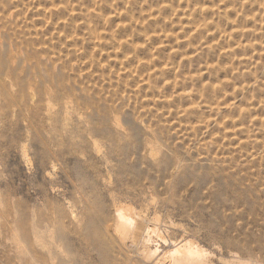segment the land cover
<instances>
[{
    "label": "rangeland",
    "instance_id": "374dc122",
    "mask_svg": "<svg viewBox=\"0 0 264 264\" xmlns=\"http://www.w3.org/2000/svg\"><path fill=\"white\" fill-rule=\"evenodd\" d=\"M28 1L0 0V264H148L146 259L148 246L153 243V237L159 235L160 228L165 222L166 214L169 212L174 216L176 214L186 215L192 212L204 239L209 243L218 244L222 248L226 264H260V261L264 260V102L262 103L264 101V29H262L264 28V8L260 7L259 2L264 6V0H228L229 3L226 2L227 0L225 3L224 0H210V6L209 0L207 2L206 0H195L197 2L189 0L186 8L185 6L181 7L180 0H167L169 7H164L163 5V8H169L166 10L161 7L162 0H151V2L149 0H139V2L138 0H136L137 2L134 0H120V4L123 5H120L119 8L118 0H107L108 2L106 0H87V2L86 0H70L71 2L63 0V3L56 0V3L60 2V4L52 3L54 0H51V3L50 1L48 3V0H30L29 3ZM128 1L129 5L127 4ZM140 1L141 3L144 1L143 5H136ZM95 2L97 4H94ZM192 2L194 3L192 4ZM212 2L214 7H212ZM47 4L49 8H47ZM86 4L87 7L85 6ZM104 4H108L106 5L108 7ZM112 4H115V6ZM178 4L180 7H177ZM225 4L228 5L225 6ZM71 5L72 7H70ZM93 5L96 6L93 7ZM190 5L193 9H197L192 11ZM38 7L39 9H37ZM240 7L242 8L240 9ZM98 8L103 9H101V14H98ZM214 8L217 9L215 10ZM218 8L221 9L218 11ZM234 8L238 12L234 11ZM70 9H72L73 13ZM121 10L125 12H120ZM181 10L186 17L180 14ZM239 10L241 11L239 12ZM114 11L117 12L115 13ZM145 11H147L148 15L145 14ZM170 11L173 12L170 13ZM242 11L250 13H248L249 15L245 12L240 14ZM133 12L135 15H133ZM192 12L194 16L191 15ZM216 12L219 13L217 17H215ZM55 13L56 15H54ZM75 13L79 17L82 14L81 18L75 16L77 15ZM104 13L107 14L105 15ZM122 13L127 17L122 16ZM140 13H144V16L143 14L140 16ZM173 13L175 14L174 16ZM197 13L201 14L197 15ZM224 13L226 15L229 13L228 18ZM59 14L60 16H58ZM53 15L56 17L54 18ZM201 15V18H197ZM85 16L89 19H86ZM222 16H225V18ZM42 17H48L49 22H47L52 25L50 26L44 21L46 19L42 20ZM141 17H143L142 20ZM238 17L240 18L237 19ZM64 19H67L66 22ZM107 19L109 20L108 22ZM174 19L175 21L178 19V22H175ZM191 19L196 20L197 24ZM216 19L218 20L216 21ZM256 19L258 22L256 21L255 23ZM260 19H263L262 22ZM117 21L121 22V27ZM198 21L204 26L207 24L212 25L201 27ZM218 21H220L218 25L221 29L223 28L224 33L216 25ZM235 22L236 25L238 24L237 26L233 24ZM105 23L107 24L105 25ZM122 23H124L123 27ZM182 23H188L189 25H179ZM225 23L229 26L232 24V28H228ZM241 23H244V25ZM90 24L91 26H89ZM132 24L134 26L135 24L137 25V30ZM245 24L248 26L245 27ZM66 25H68V28L65 27ZM193 25L196 28H193ZM87 26L88 28H86ZM124 26H127V29ZM141 26H145V32ZM184 26L186 27L185 29ZM166 27H169V29ZM120 28H125L123 29L125 30L124 33ZM217 28L221 30V34ZM195 29H202L203 32L195 31ZM58 30L64 32H59ZM170 30H173V32L171 33ZM65 31L69 33H65ZM110 32L116 39L112 40L113 37L109 39L111 36ZM154 32L156 35H154ZM176 32H180L179 35ZM193 32L199 34L196 35ZM119 33L120 35H125L120 36V38L118 37ZM213 33L216 35H213ZM84 34L87 35L84 36ZM128 34L131 37L129 44H124L125 46H123L116 42L127 40L129 38ZM234 34L239 36H234ZM79 35L83 36L80 37ZM150 35L151 42L146 43V37ZM175 35H178L177 38ZM194 35L198 37H194ZM230 35L231 37H229ZM189 36L194 40L188 39ZM122 37L124 38L122 39ZM138 37H142L143 44ZM204 37H207L205 43H211L209 45H214V47L204 48L203 51H200L197 45L200 44L201 39ZM234 37H237V40ZM82 38L86 39L82 40ZM96 38L100 41L98 42ZM178 38L180 41L177 40ZM162 39L166 40L163 41ZM216 39H220L224 44L220 43L222 46L216 44ZM86 40L87 43L85 42ZM213 40L215 43L212 42ZM220 40L218 41L220 42ZM173 41L176 43H173ZM226 42L231 44L227 45ZM241 42H243V46ZM260 42L262 43L260 44ZM177 43L178 45H176ZM236 43H238V46ZM130 44L145 45L143 47V49L145 48V53L140 48L143 52L137 49V57H131L133 49L130 48ZM158 44H165L168 48L165 46L164 50ZM172 44H175L176 48ZM118 45H120V48ZM102 46L104 47L103 49ZM121 46L123 47L121 48ZM228 46H231V48ZM86 47L87 49H84ZM154 47L163 48L158 51L157 54L159 56L160 52L164 50L163 54L158 57V61L156 60L153 63L155 65L139 64V67L136 68V71H138L133 74L132 69L136 67L134 63L138 62L136 58L140 57L141 59L138 58L139 60L150 59L151 49ZM172 47L173 49H171ZM232 48L234 50L238 48L239 50L236 53V50L233 51ZM183 49L188 51L185 52ZM70 50H72V54ZM108 51L111 55L107 54ZM68 53L70 54L68 55ZM15 55L17 58H15ZM116 55L117 58L115 57ZM183 55L188 58L186 59ZM67 56L70 57L68 58ZM99 57H103V59L101 60ZM171 57H173V61ZM212 57L215 58L213 59ZM219 57L224 59V61H218ZM201 58H204L206 62ZM126 59L133 60L128 61ZM169 61L172 67L169 65ZM39 62L40 64H38ZM157 62L160 63L159 66ZM13 63L14 65H12ZM230 63L232 66H229ZM211 64L216 65V68L206 67V65ZM143 65L145 68L141 67ZM155 66L158 70L163 69L164 73L159 72L156 68L154 69ZM232 67L239 69V71L233 73ZM164 68L166 69L164 70ZM148 69H150L149 73H147ZM206 69H208L207 72ZM120 70L122 71L120 72ZM225 70L226 72H224ZM217 71H219L220 75H218ZM91 72L92 74H89ZM119 73H123L121 74L122 76L118 77ZM141 73L144 74H142L143 77L140 75ZM153 73L159 77V80L151 79ZM260 74L261 77L259 76ZM168 75L170 76L168 77ZM189 77H191V81L188 80ZM227 77L228 79H226ZM143 80H147L146 84ZM125 81L128 82L126 83ZM172 81L178 84L172 83ZM214 81L219 83V88L215 87L218 84ZM118 82H121L120 85H118ZM163 84L165 87H163ZM207 87L209 90H207ZM224 87L225 89H223ZM188 88L190 89L188 90ZM222 91H225L226 98H224L225 96L222 98ZM204 92L208 97L204 95ZM242 93H245V95ZM134 94H137L136 97ZM236 95L237 97H235ZM241 95L244 97L241 98ZM239 96L241 97L239 98ZM214 97H216L215 100ZM47 104L50 106H46ZM214 105L216 108L213 107ZM240 105L246 108L242 107L239 110ZM199 108L202 109L200 110ZM246 110H249V114ZM151 112L153 115H151ZM249 115L250 117H248ZM258 115L261 117L260 120ZM108 116L110 117L109 119ZM142 116L144 117L142 118ZM216 118H218V121H216ZM111 120H114V122ZM231 120L233 121L232 125ZM235 120L238 122H235ZM115 121L118 122L116 123ZM199 121L201 122L198 123ZM118 123L120 124L118 125ZM122 126L123 128H121ZM206 126L207 128H205ZM143 127L144 129L147 128L144 130ZM153 129L155 130L154 132ZM242 130L244 131L242 132ZM138 131L140 132L138 133ZM127 133L128 135H126ZM235 134L236 136H234ZM253 148L260 150L253 158H249L250 152L255 150ZM153 154L156 155L153 156ZM152 157L154 158L152 159L153 161L151 160ZM180 162L182 163L180 164ZM243 163L245 164L243 165ZM52 165L56 170L52 169ZM181 193H185V195L181 196ZM170 201L172 203H169ZM122 206L128 207L129 212L124 211ZM118 214L123 217L124 221L129 219L128 222L131 225V228L129 225V229L133 231L126 233L129 236L114 227ZM167 219L168 222H173L171 216H168ZM131 222H133L134 226H132ZM141 226H143L142 231ZM49 233H51L50 236ZM123 235L126 237L122 238ZM121 239L126 241L122 242ZM120 241L123 243V247L121 246L122 244L120 245ZM124 243L126 246H124ZM125 250L127 251L125 252ZM194 251L198 252L197 256L200 257L202 255L201 250L197 246H194ZM141 253L142 255H140ZM202 261L204 262V260ZM203 262L202 264H204Z\"/></svg>",
    "mask_w": 264,
    "mask_h": 264
},
{
    "label": "bare ground",
    "instance_id": "6f19581e",
    "mask_svg": "<svg viewBox=\"0 0 264 264\" xmlns=\"http://www.w3.org/2000/svg\"><path fill=\"white\" fill-rule=\"evenodd\" d=\"M29 1H30V0H29ZM29 1H28V3H29ZM40 1H42V0H40ZM40 1H39V2H40ZM49 1H50V3L52 2L51 0H48V3H49ZM59 1L62 2L63 0H59ZM69 1H70V0H69ZM72 1H73V0H72ZM90 1H91V0H90ZM99 1H100V0H99ZM106 1H107V0H106ZM112 1H113V0H112ZM119 1H120V0H118V4H119L118 8L120 7V5H123V4H120L121 1H120V2H119ZM124 1H125V0H124ZM134 1L137 2L136 0H134ZM141 1H142V0H141ZM141 1H140L139 4H136V3H133V2H132V3H133V4H136V5H143V3H144L145 0L143 1V3H141ZM149 1L151 2V0H149ZM153 1H154V0H153ZM155 1H157V0H155ZM162 1H163L162 6H161L162 8H163V5H164V7H167V6L169 7V3L167 4V0H166V2H164V0H162ZM162 1H160V2H162ZM194 1H195V0H194ZM202 1H203V0H202ZM225 1H226V0H224V3H225ZM231 1H232V0H231ZM231 1H230V2H231ZM236 1H237V0H236ZM236 1H235V2H236ZM260 1H261V0H260ZM31 2H32V1H31ZM33 2H34V1H33ZM45 2H46V1H45ZM45 2H44V3H45ZM54 2L56 3V0H54L52 3H54ZM66 2H68V1L66 0ZM70 2H71V1H70ZM82 2H83V1H82ZM86 2H87V0H86ZM86 2H85V3H86ZM93 2H94V1H93ZM93 2H92V3H93ZM107 2H108V1H107ZM138 2H139V0H138ZM180 2H181V7H184V6H185V8H186V6H187L188 3H189V0H184V1H183V0H180ZM180 2H179V4H180ZM195 2H197V1H195ZM206 2H207V0H206ZM208 2H209V6H210V0H209ZM215 2H217V1H215ZM215 2H214V3H215ZM226 2L229 3L228 0H227ZM37 3H38V2H37ZM46 3H47V2H46ZM62 3H63V2H62ZM72 3H74V2H72ZM75 3H76V2H75ZM78 3H79V2H78ZM80 3H81V2H80ZM99 3H101V2H99ZM104 3H105V2H104ZM111 3H113V2H111ZM114 3H115V2H114ZM145 3H146V2H145ZM175 3H176V2H175ZM177 3H178V2H177ZM193 3H194V2H192V4H193ZM221 3H222V2H221ZM233 3H234V2H233ZM236 3H237V2H236ZM240 3H241V2H240ZM242 3H243V2H242ZM248 3H249V2H248ZM255 3H257V2H255ZM32 4H33V3H32ZM34 4H35V3H34ZM39 4H40V3H39ZM56 4H60V2H59V3L57 2ZM64 4H65V3H64ZM82 4H83V3H82ZM88 4H89V2H88ZM94 4H97V2H95ZM115 4H116V3H115ZM115 4H114V5L112 4V5L115 6ZM127 4L129 5V1H128ZM133 4H130V5H133ZM148 4H149V3H148ZM170 4H171V2H170ZM179 4L177 5V7H178V6L180 7ZM222 4H223V3H222ZM234 4H235V3H234ZM246 4H247V3H246ZM250 4H251V3H250ZM259 4H260V7H263V8H264V6H262L263 4H261L260 2H259ZM259 4H258V5H259ZM45 5H46V4H45ZM69 5H70V4H69ZM69 5H68V6H69ZM79 5H80V4H79ZM79 5H78V6H79ZM90 5H91V4H90ZM101 5H102V4H101ZM104 5H105V4H104ZM104 5H103V6H104ZM106 5H108V4H106ZM106 5H105V6H106ZM116 5H117V4H116ZM136 5H135V6H136ZM152 5H153V3H152ZM196 5H197V4H196ZM204 5L206 6V4H204ZM227 5H228V4H227ZM227 5L225 4V6H227ZM230 5H231V3H230ZM230 5H229V6H230ZM244 5H245V4H244ZM247 5H249V4H247ZM26 6H27V5H26ZM47 6H48V4H47ZM55 6H56V5H55ZM61 6H62V5H61ZM83 6H84V5H83ZM85 6L87 7V4H86ZM95 6H96V5H95ZM95 6L93 5V7H95ZM103 6H101V7H103ZM113 6H112V7H113ZM148 6H150V5H148ZM200 6H201V5H200ZM209 6H207V7H209ZM219 6H220V3H219ZM225 6H224V7H225ZM232 6H234V5L232 4ZM239 6H241V4H239ZM249 6H250V5H249ZM249 6H248V8L250 9ZM252 6L254 7L253 4H252ZM252 6H251V7H252ZM52 7H53V5H52ZM63 7H64V6H63ZM65 7H66V6H65ZM70 7H72V5H71ZM70 7H69V8H70ZM91 7H92V5H91ZM106 7H108V6H106ZM106 7H104V8H106ZM123 7H124V6H123ZM123 7H122V8H123ZM146 7H147V6H146ZM152 7H153V6H152ZM157 7H158V5H157ZM172 7H173V6H172ZM177 7H176V8H177ZM190 7H191V5H190ZM190 7H189V8H190ZM193 7H194V6H193ZM212 7H214L213 2H212ZM212 7H211V10H212ZM216 7H217V5H216ZM220 7H221V6H220ZM236 7H237V5H236ZM258 7H259V6H258ZM44 8H45V6H44ZM47 8H49V6H48ZM66 8H67V7H66ZM66 8H65V9H66ZM73 8H74V6H73ZM73 8H72V9H73ZM76 8H77V7H76ZM78 8H79V7H78ZM99 8H100V7H99ZM99 8L97 9V10H99L98 14H99L100 12H102V11H101L102 8H101V9H99ZM130 8H131V7H130ZM130 8H129V9H130ZM155 8H156V6H155ZM162 8H161V9H162ZM173 8H174V7H173ZM173 8H172V9H173ZM191 8H192V7H191ZM194 8H196V7H194ZM203 8H204V7H203ZM232 8H233V7H232ZM232 8H231V9H232ZM241 8H242V7H240V9H241ZM37 9H39V7H38ZM42 9H43V8H42ZM50 9H54V8H50ZM56 9H57V8H56ZM72 9H70V10L72 11ZM80 9H81V8H80ZM89 9H91V8H89ZM92 9H93V8H92ZM94 9H96V8H94ZM106 9H107V8H106ZM126 9H127V8H126ZM126 9H125V11H126ZM135 9H136V8H135ZM138 9H139V8H138ZM140 9H141V8H140ZM142 9H144V8H142ZM153 9H154V8H153ZM163 9H165V8H163ZM163 9H162V10H163ZM166 9H169V8H166ZM166 9H165V10H166ZM170 9H171V8H170ZM181 9H182V8H181ZM196 9H197V8H196ZM196 9H193V8H192V11H193V10H196ZM209 9H210V8H209ZM214 9H215V8H214ZM216 9H217V8H216ZM216 9H215V10H216ZM219 9H221V8H218V11H219ZM234 9H235V8H234ZM249 9H248V11H250ZM258 9H259V8H258ZM40 10H41V8H40ZM44 10H46V9H44ZM44 10H43V11H44ZM66 10H67V9H66ZM66 10H65V11H66ZM82 10H84V9L82 8ZM102 10H103V9H102ZM127 10H128V9H127ZM144 10H147V9H144ZM151 10H152V8H151ZM157 10H160V9H157ZM177 10H178V9H177ZM177 10H176V11H177ZM179 10H180V9H179ZM182 10H184V9H182ZM182 10L180 11V12H181L180 14H183ZM187 10H188V7H187ZM200 10H201V9H200ZM202 10H203V9H202ZM223 10H225V9H223ZM253 10H254V9H253ZM62 11H63V10H62ZM87 11H89V10H87ZM106 11H107V10H106ZM108 11H109V10H108ZM118 11H119V10H118ZM125 11H122V10H121L120 12H125ZM137 11H138V10H137ZM154 11H155V10H154ZM168 11H169V10H168ZM184 11H185V10H184ZM203 11H204V10H203ZM207 11H208V10H207ZM225 11H226V10H225ZM225 11H223V12H225ZM227 11H228V9H227ZM234 11H237V12H238L237 9H235ZM240 11H241V10H239V12H240ZM248 11H247V12H248ZM262 11H263V10H262ZM13 12H14V11H13ZM41 12H42V11H41ZM47 12H48V11H47ZM51 12H52V11H51ZM55 12H56V11H55ZM76 12H77V11H76ZM89 12H90V11H89ZM89 12H88V13H89ZM114 12L116 13L117 11H114ZM127 12H128V11H127ZM127 12H126V13H127ZM141 12H143V11H141ZM148 12H149V11H148ZM156 12H157V11H156ZM158 12H160V11H158ZM171 12H173V11H170V13H171ZM177 12H179V11H177ZM177 12H176V14H177ZM186 12H187V11H186ZM186 12H184V13H186ZM188 12H189V10H188ZM190 12H191V11H190ZM194 12H195V11H194ZM197 12H198V10H197ZM200 12H201V11H200ZM214 12H215V11H214ZM228 12H229V11H228ZM237 12H235V13H237ZM243 12L246 13V11H242L240 14H242ZM263 12H264V11H263ZM53 13H54V12H53ZM59 13H60V12H59ZM72 13H73V11H72ZM80 13H81V11H80ZM90 13H91V12H90ZM90 13H89V14H90ZM108 13H109V12H108ZM152 13H153V10H152ZM174 13H175V12H174ZM174 13H173V16L175 15ZM201 13H202V12H201ZM201 13H200V14H201ZM209 13H210V12H209ZM209 13H208V14H209ZM211 13H212V12H211ZM220 13H221V12H220ZM248 13H250V12H248ZM248 13H246V14H248ZM257 13H258V12H257ZM15 14H17V13H15ZM57 14H58V13H57ZM67 14H68V11H67ZM75 14H77V13H75ZM95 14H97V13H95ZM95 14H94V15H95ZM98 14H97V15H98ZM100 14H101V13H100ZM104 14H105V13H104ZM104 14H102V15H104ZM106 14H107V13H106ZM106 14H105V15H106ZM111 14H112V13H111ZM113 14H114V13H113ZM122 14H123V13H122ZM129 14H130V13H129ZM141 14H143V16H144V13H140V16H141ZM145 14H147V11H145ZM154 14H156V13H154ZM158 14H159V13H158ZM180 14H179V15H180ZM189 14H190V13H189ZM193 14H194V13L192 12L191 15H193ZM198 14H199V13H197V15H198ZM200 14H199V15H200ZM217 14H219V13L216 12V16H215V14H214V16L217 17ZM221 14H222V13H221ZM224 14H225L226 17L229 16V13H228V15H226V13H224ZM232 14H233V13H232ZM251 14H252V13H251ZM255 14H256V13H255ZM43 15H44V14H43ZM46 15H48V14H46ZM51 15H52V14H51ZM54 15H56V13H55ZM54 15H53V17H54ZM64 15H65V13H64ZM64 15H61V16H64ZM90 15H92V13H91ZM94 15H93V17H94ZM109 15H110V14H109ZM120 15H121V14H120ZM133 15H135L134 12H133ZM147 15H148V14H147ZM183 15H184V14H183ZM183 15H182V16H183ZM211 15H212V14H211ZM230 15H231V14H230ZM233 15H234V14H233ZM236 15H237V14H236ZM248 15H249V14H248ZM260 15H261V14H260ZM9 16H11V15H9ZM44 16H45V15H44ZM48 16H49V15H48ZM58 16H60V14H59ZM71 16H73V15H71ZM75 16L79 17L78 14L75 15ZM75 16H74V18H75ZM81 16H82V14H81ZM81 16H80L79 18H81ZM100 16H101V15H100ZM118 16H119V15H118ZM118 16H117V17H118ZM122 16L127 17V16L124 15V14H123ZM122 16H121V17H122ZM167 16H168V15H167ZM184 16H185V15H184ZM188 16H189V15H188ZM188 16H187V17H188ZM193 16H194V15H193ZM203 16H205V15H203ZM209 16H210V15H209ZM220 16H221V15H220ZM220 16H218V17H220ZM225 16H224V17L222 16V17L225 18ZM237 16H238V15H237ZM237 16H236V17H237ZM254 16H255V15H254ZM257 16H259V15H257ZM257 16H256V17H257ZM261 16H262V15H261ZM45 17H46V16H45ZM45 17H44V18L42 17V18H43L42 20L46 19V20H44V21H46V22L48 21V22H49V19H47L48 17H47V18H45ZM53 17H52V19H53ZM55 17H56V16H55ZM55 17H54V18H55ZM65 17H66V16H65ZM65 17H63V18H65ZM86 17H87V16H85V18H86ZM90 17H91V16H90ZM93 17H92V18H93ZM98 17H99V16H98ZM106 17H107V16H106ZM121 17H119V19H121ZM130 17H131V16H130ZM145 17H147V16L145 15ZM158 17H160V16H158ZM171 17H172V16H171ZM175 17H176V16H175ZM177 17H179V16H177ZM185 17H186V16H185ZM199 17L201 18L202 15H201V16H198L197 18H199ZM231 17H232V16H231ZM249 17H252V16H249ZM256 17H254V18H256ZM9 18H10V17H9ZM9 18H8V19H9ZM11 18H12V16H11ZM74 18H73V19H74ZM94 18H95V17H94ZM94 18H93V19H94ZM99 18H100V17H99ZM99 18H98V20H99ZM101 18H102V17H101ZM104 18H105V17H104ZM112 18H113V17H112ZM122 18H123V17H122ZM131 18H132V17H131ZM149 18H151V17L149 16ZM156 18H157V17H156ZM161 18H162V17H161ZM172 18H174V17H172ZM172 18H171V19H172ZM182 18H183V20H185L184 17H182ZM193 18H194V17H193ZM203 18H204V17H203ZM205 18L207 19V17H205ZM212 18H214V17H212ZM227 18H228V17H227ZM229 18H230V17H229ZM239 18H240V17H238L237 19H239ZM259 18H261V17H259ZM259 18H258V19H259ZM262 18H263V17H262ZM70 19H71V17H70ZM86 19H89V18H86ZM90 19H91V18H90ZM96 19H97V18H96ZM109 19H110V18H109ZM113 19H114V18H113ZM115 19H116V18H115ZM127 19H128V18H127ZM127 19H126V20H127ZM138 19L140 20V18H138ZM142 19H143V17H141V20H142ZM158 19H159V18H158ZM166 19H167V18H166ZM189 19H190V18H189ZM208 19H209V18H208ZM221 19H222V18H221ZM231 19H232V18H231ZM231 19H230V20H231ZM237 19H235V20H237ZM263 19H264V18H263ZM263 19H262V20H263ZM64 20H65V19H64ZM66 20H67V19H66ZM66 20H65V22H66ZM68 20H69V19H68ZM76 20H77V19H76ZM121 20H122V19H121ZM139 20H138V21H139ZM151 20H152V19H151ZM154 20H155V18H154ZM169 20H170V18H169ZM172 20H173V19H172ZM177 20H178V19H176V21H175V19H174L175 22H178ZM179 20H180V19H179ZM191 20H194V19H191ZM191 20H190V21H191ZM197 20H198V19H197ZM199 20H200V19H199ZM203 20L205 21V19H203ZM217 20H218V19H216V21H217ZM219 20H220V19H219ZM226 20H227V19H226ZM240 20H241V19H240ZM246 20H247V19H246ZM260 20H261V19H260ZM262 20H261V22H262ZM50 21H52V20H50ZM60 21H62V20H60ZM83 21H84V20H83ZM108 21H109V20L107 19V22H108ZM138 21H137V22H138ZM147 21H148V20H147ZM149 21H150V19H149ZM156 21H157V19H156ZM165 21H167V20H165ZM174 21H173V23H174ZM194 21L196 22V20H194ZM221 21H222V20H221ZM241 21H242V20H241ZM248 21H249V20H248ZM256 21L258 22L257 19H256L254 22L256 23ZM48 22H47V23H48ZM65 22L63 21V23H65ZM74 22H75V21H74ZM87 22L89 23V21H87ZM92 22H93V21H92ZM95 22H98V21H95ZM99 22H100V21H99ZM101 22H104V21H101ZM110 22H111V20H110ZM117 22L120 23L119 25H120V27H121V22H120V21H117ZM123 22H124V20H123ZM129 22H131V21H129ZM137 22H135V23L137 24ZM151 22H153V21H151ZM151 22H150V24H151ZM169 22H171V21H169ZM182 22H183V21H182ZM191 22H192V21H191ZM198 22L200 23V21H198ZM219 22H220V21H218V23L215 22L216 25H218ZM236 22H237V21H236ZM236 22L233 23V24H235V26L238 25V24L236 25ZM242 22H243V21H242ZM245 22H246V21H245ZM254 22H253V23H254ZM261 22L259 21V23L262 25ZM58 23H59V22H58ZM69 23H70V22H69ZM69 23H67V24H68V25H71V24H69ZM125 23H127V22H125ZM131 23H132V22H131ZM131 23H130V24H131ZM141 23H142V22H141ZM141 23H140V24H141ZM155 23H156V22H155ZM163 23H164V22H163ZM171 23H172V22H171ZM199 23H198V25H199ZM211 23H212V22H211ZM229 23H231V22H229ZM237 23H238V22H237ZM247 23H249V22H247ZM259 23H258V24H259ZM48 24L50 25V23H48ZM48 24H47V25H48ZM78 24H79V23H78ZM80 24H81V23H80ZM91 24H92V23H91ZM91 24H90L89 26H91ZM98 24H99V23H98ZM98 24H97V26L100 25V24H99V25H98ZM106 24H107V23H105V25H106ZM111 24H112V23H111ZM111 24H110V25H111ZM117 24H118V23H117ZM123 24H124V23H122V27H123ZM136 24H135V26L132 24V26H134V27L136 28V26H137ZM153 24H154V22H153ZM168 24H170V23H168ZM174 24H175V23H174ZM183 24H185V23H182V24H179V25H183ZM191 24H193V23H191ZM196 24H197V22H196ZM205 24H207V23H205ZM241 24L244 25V23H241ZM51 25H52V24H51ZM51 25H50V26H51ZM56 25H57V24H56ZM59 25H60V23H59ZM68 25H66L65 27H67ZM76 25H77V24H76ZM92 25H94V24H92ZM102 25H103V23H102ZM141 25H142V24H141ZM145 25H146V24H145ZM164 25H165V24H164ZM177 25H178V24H177ZM185 25H189V24L187 23V24H185ZM198 25H197V26H198ZM200 25H201V23H200ZM207 25H212V24H207ZM207 25H205V26H207ZM225 25H226V23H225ZM239 25H240V24H239ZM243 25H242V26H243ZM250 25H251V24H250ZM253 25H254V24H253ZM253 25H252V26H253ZM263 25H264V23H263ZM53 26H54V25H53ZM57 26H58V25H57ZM83 26H85V25H83ZM108 26H109V24H108ZM108 26H107V27H108ZM130 26H131V25H130ZM148 26H149V23H148ZM148 26H147V27H148ZM162 26H163V25H162ZM167 26H169V25H167ZM172 26H173V25H172ZM194 26H195V25H193V28H196V26H195V27H194ZM205 26H204V27H205ZM218 26H219V25H218ZM222 26H223V25H222ZM226 26H228V28H229V27L232 26V24H231L230 26H229V25H226ZM242 26H241V28H242ZM247 26H248V25L245 24V27H247ZM252 26H251V27H252ZM256 26H257V25H256ZM259 26H260V25H259ZM38 27H39V26H38ZM38 27H37V28H38ZM72 27H73V26H72ZM74 27H75V26H74ZM95 27H96V24H95ZM95 27H94V28H95ZM101 27H102V26H101ZM105 27H106V26H105ZM118 27H119V26H118ZM124 27L127 29V26H124ZM128 27H129V26H128ZM134 27H133V28H134ZM141 27H143L142 29H143V31L145 32V30H144L145 26H141ZM173 27H175V26H173ZM176 27H177V26H176ZM182 27H183V26H182ZM190 27H191V26H190ZM213 27H214V25H213ZM219 27H220V26H219ZM257 27H258V26H257ZM58 28H59V27H58ZM67 28H68V27H67ZM69 28H70V27H69ZM86 28H88V26H87ZM98 28H99V27H98ZM125 28H123V29H125ZM157 28H158V27H157ZM157 28H156V29H157ZM166 28L169 29V27H166ZM185 28H186V27L184 26V29H185ZM187 28H189V27L187 26ZM197 28H198V27H197ZM224 28H225V27H224ZM226 28H227V27H226ZM231 28H232V27H231ZM234 28H235V27H234ZM236 28H237V27H236ZM261 28H262V27H261ZM56 29H57V28H56ZM71 29H73V28H71ZM74 29H75V28H74ZM83 29H84V28H83ZM90 29H92V28L90 27ZM117 29H118V28H117ZM120 29H121V28H120ZM120 29H119V30H120ZM123 29H121V31L124 33L125 30H123ZM142 29H141V30H142ZM146 29H147V28H146ZM158 29H159V28H158ZM177 29H178V28H177ZM202 29H205V28H202ZM202 29H201V30L195 29V31L198 30L199 32H200V31L203 32ZM217 29H218V28H217ZM220 29H221V27H220ZM220 29H218V31H220V34H221V30H222L223 28H222L221 30H220ZM245 29H246V28H245ZM249 29H250V28H249ZM253 29H254V28H253ZM262 29H264V28H262ZM262 29H261V30H262ZM66 30H67V29H66ZM94 30H95V29H94ZM135 30H137V28H136ZM151 30H152V29H151ZM154 30H155V27H154ZM160 30H162V28H160ZM182 30H183V29H182ZM193 30H194V29H193ZM207 30H208V29H207ZM225 30H226V29H225ZM228 30H229V29H228ZM235 30H236V29H235ZM33 31H34V30H33ZM53 31H55V30H53ZM58 31H59V32H64V31H62V30H58ZM73 31H75V30H73ZM91 31H92V30H91ZM111 31H113V30H111ZM115 31H116V30H115ZM117 31H118V30H117ZM127 31H128V30H127ZM163 31H164V29H163ZM170 31H171V30H170ZM209 31H210V30H209ZM209 31H208V32H209ZM222 31H223V33H224V30H222ZM237 31H238V30H237ZM55 32H56V31H55ZM71 32H72V31H71ZM71 32H70V33H71ZM86 32H88V31H86ZM94 32H95V31H94ZM94 32H92V33L94 34ZM98 32H99V31H98ZM98 32H97V33H98ZM100 32H101V31H100ZM113 32H114V31H113ZM119 32H120V31H119ZM134 32L136 33V31H134ZM139 32H140V31H139ZM150 32L152 33V31H150ZM158 32H159V31H158ZM158 32H157V33H158ZM160 32H161V31H160ZM165 32H166V30H165ZM172 32H173V30L171 31V33H172ZM186 32H187V31H186ZM190 32H191V31H190ZM211 32H213V31H211ZM225 32L227 33V30H226ZM228 32H229V31H228ZM249 32H250V31H249ZM261 32H262V31H261ZM65 33H69V32H68V31H67V32L65 31ZM83 33H84V32H83ZM90 33H91V32H90ZM110 33H111V32H110ZM115 33H116V32H115ZM123 33H122V34H123ZM132 33H133V31H132ZM154 33H155V32H154ZM167 33H168V32H167ZM169 33H170V32H169ZM179 33H180V32H179ZM179 33L176 32V34H178V35H179ZM209 33H210V32H209ZM215 33H217V32H215ZM215 33H213V35H214ZM231 33H232V32H231ZM234 33H235V32H234ZM255 33H256V32H255ZM56 34H57V33H56ZM79 34H80V33H79ZM106 34H107V33H106ZM125 34L127 35L126 32H125ZM125 34L120 35V33H119V36H118V37H120V36H124ZM142 34H143V33H142ZM147 34H148V33H147ZM158 34H159V33H158ZM183 34H184V33H183ZM183 34H182V35H183ZM193 34H196V33L193 32ZM197 34H199V33H197ZM197 34H196V35H197ZM263 34H264V33H263ZM59 35H60V34H59ZM66 35H67V34H66ZM66 35H65V36H66ZM85 35H87V34H84V36H85ZM103 35H105V34H103ZM108 35H109V34H108ZM154 35H156V33H155ZM172 35H173V34H172ZM178 35H177V36H178ZM189 35H190V34H189ZM200 35H201V34H200ZM205 35H206V34H205ZM215 35H216V34H215ZM223 35H224V34H223ZM73 36H74V35H73ZM79 36H80V35H79ZM82 36H83V35H82ZM82 36H80V37H82ZM89 36H90V35H89ZM93 36H94V35H93ZM130 36H131V35H130ZM157 36H159V35H157ZM165 36H167V35H165ZM169 36H170V35H169ZM173 36H174V35H173ZM175 36H176V35H175ZM177 36H176V38H177ZM180 36H181V34H180ZM187 36H188V35H187ZM192 36H193V35H192ZM209 36H210V35H209ZM218 36H219V34H218ZM224 36H225V35H224ZM224 36H223V39H224ZM234 36H237V37H238L239 35H235V34H234ZM254 36H255V35H254ZM257 36H258V35H257ZM60 37H61V36H60ZM91 37H92V36H91ZM96 37H97V36H96ZM111 37H113V36H112V33H111V36L109 37V39H111ZM116 37H117V34H116ZM128 37H129V34H128ZM128 37H127V38H128ZM147 37H148V36H147ZM149 37H151V35H150ZM155 37H156V36H155ZM155 37H154V38H155ZM159 37H161V36H159ZM170 37H171V36H170ZM189 37H190V36H189ZM194 37H198V36H195V35H194ZM229 37H231V35H230ZM229 37H228V38H229ZM237 37H236V38H237ZM255 37H256V36H255ZM255 37H254V38H255ZM260 37H261V36H260ZM88 38H89V37H88ZM97 38H98V37H97ZM97 38H96V40L98 41ZM120 38H121V37H120ZM123 38H124V37H122V39H123ZM138 38H139V37H138ZM141 38H142V37H141ZM141 38H139V39L141 40ZM157 38H158V37H157ZM164 38H166V37H164ZM167 38H168V36H167ZM167 38H166V39H167ZM172 38H173V37H172ZM181 38L184 39L183 37H181ZM212 38H213V36H212ZM234 38H235V37H234ZM236 38H235V39H236ZM243 38H244V37H243ZM245 38H246V37H245ZM251 38H253V37H251ZM58 39H59V38H58ZM69 39H70V38H69ZM74 39H75V38H74ZM85 39H86V38H85ZM85 39L82 38V40H85ZM94 39H95V37H94ZM103 39H104V37H103ZM106 39H108V38H106ZM109 39H108V40H109ZM115 39H116V38H115ZM122 39H121V40H122ZM166 39H164V40H166ZM168 39H170V38H168ZM168 39H167V40H168ZM174 39H175V38H174ZM190 39H192V38H190ZM213 39H214V38H213ZM220 39H221V38H220ZM220 39H218V40H220ZM226 39H227V38H226ZM259 39H260V38H259ZM59 40H60V39H59ZM88 40H89V39H88ZM96 40H95V41H96ZM101 40H102V39H101ZM112 40H113V38H112ZM112 40H110V41H112ZM118 40H119V38H118ZM127 40H128V39H127ZM153 40H155V39H153ZM153 40H152V41H153ZM162 40H163V39H162ZM164 40H163V41H164ZM171 40H172V39H171ZM171 40H170V41H171ZM177 40H179V38H178ZM184 40H185V39H184ZM192 40H194V39H192ZM216 40H217V39H216ZM218 40H217V41H218ZM227 40H228V39H227ZM236 40H237V39H236ZM240 40H241V38H240ZM250 40H251V39H250ZM254 40H255V39H254ZM69 41H70V40H69ZM72 41H74V40L72 39ZM89 41H90V40H89ZM99 41H100V40H99ZM99 41H98V42H99ZM130 41H131V40H130ZM130 41H129V42H130ZM175 41H176V40H175ZM179 41H180V40H179ZM182 41H183V40H182ZM185 41H186V40H185ZM229 41H230V40H229ZM244 41H245V40H244ZM261 41H262V40H261ZM65 42H66V41H65ZM67 42H68V40H67ZM67 42H66V43H67ZM85 42L87 43V40H86ZM85 42H84V43H85ZM93 42H94V41H93ZM93 42H92V43H93ZM113 42H115V41H113ZM116 42H118V41H116ZM141 42H142V40H141ZM150 42H151V41H150ZM155 42L157 43V41H155ZM166 42H167V41H166ZM191 42H192V41H191ZM194 42H195V41H194ZM212 42H214V40H213ZM232 42H233V41H232ZM234 42H236V41L234 40ZM237 42H238V41H237ZM50 43H51V42H50ZM66 43H65V44H66ZM75 43H76V41H75ZM84 43H83V44H84ZM86 43H85V44H86ZM90 43H91V42H90ZM105 43H106V41H105ZM133 43H134V42H133ZM143 43H144V42H142V44H143ZM159 43H160V42H159ZM162 43H163V42H162ZM164 43H165V42H164ZM169 43H170V42H169ZM173 43H176V42L173 41ZM183 43H184V42H183ZM214 43H215V42H214ZM220 43H222L221 40H220L219 44H220ZM226 43H227V42H226ZM261 43H262V42H260V44H261ZM85 44H84V45H85ZM88 44H89V43H88ZM102 44H103V43H102ZM149 44H150V43H149ZM149 44H148V45H149ZM166 44H167V43H166ZM209 44H211V43H209ZM222 44H224V43H222ZM222 44H220V45L222 46ZM228 44H229V42L227 43V45H228ZM230 44H231V43H230ZM230 44H229V45H230ZM237 44H238V43H236V45H237ZM242 44H243V42H241V45H242ZM248 44H249V42H248ZM71 45H73V44H71ZM90 45H91V44H90ZM100 45H101V44H100ZM130 45H132V44H130ZM158 45H159V47H160L161 44H158ZM164 45H165V44H164ZM169 45H170V44H169ZM172 45H173V44H172ZM174 45H175V44H174ZM174 45H173V46H174ZM176 45H178V43H177ZM187 45H188V44H187ZM190 45H191V44H190ZM215 45H216V44H215ZM220 45H218V46H220ZM65 46H66V45H65ZM67 46H68V44H67ZM67 46H66V47H67ZM86 46H87V45H86ZM104 46H105V44H104ZM112 46H113V45H112ZM112 46H111V47H112ZM119 46H120V45H118V47H119ZM123 46H125V45H123ZM123 46H121V48H122ZM151 46H152V45H151ZM165 46H167V45H165ZM165 46L163 47L164 50H165ZM223 46H224V45H223ZM237 46H238V45H237ZM242 46H243V45H242ZM78 47H79V46H78ZM81 47H84V46H81ZM88 47H89V46H88ZM94 47H95V46H94ZM96 47H97V46H96ZM105 47H107V45H106ZM113 47H114V46H113ZM113 47H112V48H113ZM148 47H150V46H148ZM159 47H158V48H159ZM170 47H171V45H170ZM170 47H169V48H170ZM177 47H178V46H177ZM179 47H180V46H179ZM181 47H182V45H181ZM194 47H195V46H194ZM228 47L231 48V46H228ZM244 47H245V46H244ZM90 48H92V47H90ZM97 48H99V47H97ZM103 48H104V47L102 46V49H103ZM114 48H115V47H114ZM119 48H120V47H119ZM119 48H118V49H119ZM125 48H126V47H125ZM127 48H129V47L127 46ZM146 48H147V46H146ZM154 48H155V47H154ZM154 48H153V49H154ZM156 48H157V47H156ZM163 48H160V49H163ZM167 48H168V46H167ZM174 48H176V47L174 46ZM216 48H217V46H216ZM224 48H225V47H224ZM235 48H236V47H235ZM239 48H240V47H239ZM84 49H87V47L84 48ZM92 49H93V48H92ZM100 49H101V48H100ZM100 49H99V50H100ZM142 49H143V48H142ZM144 49H145V48H144ZM144 49H143V50H144ZM147 49H148V48H147ZM153 49H151V50H153ZM160 49H159V50H160ZM171 49H173V47H172ZM186 49H187V48H186ZM222 49H223V47H222ZM232 49H233V51L236 50V53H237V50H239L238 48L235 49V50H234V48H232ZM248 49H249V48H248ZM248 49H247V50H248ZM11 50H12V48H11ZM72 50H73V49H72ZM72 50H70V52H71ZM82 50H83V49H82ZM121 50H122V49H121ZM138 50H140V49H138ZM164 50H162V52H163ZM183 50H184V49H183ZM197 50H198V49H197ZM216 50H217V49H216ZM224 50H225V49H224ZM226 50H227V49H226ZM74 51H75V49H74ZM88 51H89V50H88ZM93 51H94V50H93ZM93 51H92V52H93ZM95 51H96V50H95ZM101 51H102V50H101ZM113 51L115 52V50H113ZM118 51H119V50H118ZM140 51L143 52L142 50H140ZM148 51H149V49H148ZM184 51L186 52V51H188V50H184ZM217 51H218V50H217ZM233 51H232V52H233ZM243 51H244V50H243ZM249 51H250V50H249ZM249 51H248V52H249ZM256 51H257V50H256ZM258 51H259V50H258ZM121 52H122V51H121ZM162 52H160V53L163 54ZM185 52H183V53H185ZM189 52H190V51H189ZM223 52H224V51H223ZM259 52H261V51H259ZM11 53H12V52H11ZM72 53H73V52H71V54H72ZM83 53H84V52H83ZM94 53H95V52H94ZM94 53H93V54H94ZM98 53H99V52H98ZM105 53H107V52H105ZM115 53H117V52H115ZM119 53H120V51H119ZM119 53H118V54H119ZM123 53H124V50H123ZM123 53H122V54H123ZM127 53H128V52H127ZM127 53H125V54H127ZM129 53H130V52H129ZM143 53H145V50H144ZM151 53H152V52H151ZM169 53L171 54V52H169ZM178 53H179V52H178ZM178 53H177V54H178ZM181 53H182V52H181ZM225 53H226V52H225ZM225 53H223V54H225ZM69 54H70V53H68V55H69ZM86 54H87V53H86ZM89 54H90V52H89ZM93 54H91V55H93ZM95 54H96V53H95ZM107 54H110V52L108 51ZM112 54H114V53H112ZM122 54H121V55H122ZM161 54H160V56H161ZM166 54H167V53H166ZM166 54H165V55H166ZM172 54H173V53H172ZM175 54H176V51H175ZM200 54H201V53H200ZM210 54H212V53H210ZM214 54H215V51H214ZM240 54H242V53H240ZM261 54H262V53H261ZM9 55H11V54H9ZM26 55L28 56L27 53H26ZM96 55H97V54H96ZM110 55H111V54H110ZM110 55H109V57H110ZM137 55H138V54H137ZM142 55H143V54H142ZM157 55H158V57H160L159 54H157ZM167 55H168V54H167ZM167 55H166V57H167ZM208 55H209V54H208ZM208 55H207V57H208ZM246 55H247V54H246ZM253 55H254V54H253ZM259 55H260V54H259ZM7 56H8V55H7ZM11 56H13V55H11ZM15 56H16V55H15ZM19 56H20V55H19ZM71 56H72V55H71ZM75 56H76V55H75ZM85 56H87V55H85ZM112 56H113V55H112ZM122 56H123V55H122ZM126 56H128V54H127ZM149 56H150V55H149ZM174 56H176V55H174ZM181 56H182V54H181ZM183 56H184V55H183ZM187 56H188V55H187ZM202 56H203V53H202ZM209 56H210V55H209ZM223 56H224V55H223ZM228 56H229V55H228ZM228 56H226V57H228ZM255 56H256V54H255ZM260 56H261V55H260ZM67 57L69 58L70 56H67ZM79 57H80V55H79ZM79 57H77V58L79 59ZM83 57H84V56H83ZM95 57H96V56H95ZM115 57L117 58V55H116ZM131 57H132V56H131ZM131 57H130V58H131ZM136 57H137V56H136ZM184 57H186V56H184ZM220 57H221V56H220ZM220 57H219V58H220ZM251 57H252V56H251ZM258 57H259V56H258ZM15 58H17V56H16ZM28 58H29V57H28ZM36 58H37V57H36ZM56 58H57V57H56ZM91 58H92V57H91ZM99 58H101V60L103 59V57H99ZM99 58H98V60H100ZM107 58H108V56H107ZM107 58H106V59H107ZM116 58H115V60H116ZM138 58H140V57H138ZM150 58H151V57H150ZM172 58H173V57H171V59H172ZM175 58H176V57H175ZM175 58H174V59H175ZM212 58L214 59L215 57H212ZM221 58H222V57H221ZM221 58H220L218 61H222V60L224 61V59H221ZM237 58H238V57H237ZM259 58H260V57H259ZM37 59H38V58H37ZM80 59H81V58H80ZM84 59H85V58H84ZM88 59H89V58H88ZM136 59H137V58H136ZM140 59H141V58H140ZM143 59H144V58H143ZM171 59H169V60H171ZM178 59H179V58H178ZM199 59H200V58H199ZM199 59H198V60H199ZM201 59L204 60V58H201ZM209 59H210V57H209ZM248 59H249V57H248ZM251 59H252V58H251ZM263 59H264V58H263ZM8 60H9V58H8ZM31 60H32V59H31ZM76 60H77V59H76ZM112 60H113V59H112ZM112 60H109V61H112ZM126 60H128V59H126ZM129 60H131V59H129ZM129 60H128V61H129ZM132 60H133V59H132ZM132 60H131V61H132ZM144 60H145V59H144ZM180 60H182V59H180ZM228 60H229V59H228ZM261 60H262V59H261ZM261 60H260V61H261ZM80 61H81V60H80ZM90 61H91V60H90ZM96 61H97V60H96ZM105 61H106V60H105ZM123 61H124V60H123ZM157 61H158V60H157ZM172 61H173V59H172ZM187 61H188V60H187ZM187 61H186V62H187ZM204 61H205V60H204ZM216 61H217V60H216ZM218 61H217V62H218ZM225 61H226V60H225ZM12 62H13V61H12ZM84 62H85V61H84ZM84 62H83V63H84ZM93 62H94V61H93ZM125 62H126V61H125ZM155 62H156V60H155L153 63H155ZM163 62H164V61H163ZM174 62H175V61H174ZM186 62H185V64H186ZM205 62H206V61H205ZM211 62H212V61H211ZM214 62H215V61H214ZM228 62H230V61H228ZM232 62H233V61H232ZM261 62H262V61H261ZM23 63H24V61H23ZM111 63H112V62H111ZM111 63H110V64H111ZM113 63H114V62H113ZM168 63H169V65H171V64H170V61H169ZM168 63H166V64H168ZM187 63H189V62H187ZM192 63H193V62H192ZM201 63H202V62H201ZM220 63H221V62H220ZM223 63H224V62H223ZM263 63H264V62H263ZM24 64H25V63H24ZM35 64H36V63H35ZM35 64H34V65H35ZM38 64H40V62H39ZM96 64H97V63H96ZM96 64H95V65H96ZM127 64H128V63H127ZM136 64H137V63H136ZM136 64L134 63V65H136ZM141 64H142V63H141ZM157 64H158V66H159L160 63L157 62ZM207 64H208V62H207ZM209 64H210V63H209ZM214 64H215V63H214ZM228 64H229V63H228ZM228 64H227V65H228ZM233 64H234V62H233ZM237 64H238V63H237ZM251 64H252V63H251ZM256 64H257V63H256ZM261 64H262V63H261ZM12 65H14V63H13ZM29 65H30V64H29ZM36 65H37V64H36ZM36 65H35V66H36ZM77 65H78V64H77ZM86 65H87V64H86ZM86 65H85V66H86ZM89 65H90V64H89ZM95 65H94V66H95ZM125 65H126V64H125ZM125 65H124V67H125ZM129 65H130V64H129ZM153 65H155V64H153ZM163 65H164V64H163ZM179 65H181V64H179ZM211 65H212V64H211ZM234 65H235V64H234ZM258 65H259V64H258ZM21 66H22V65H21ZM38 66H39V65H38ZM82 66H83V65H82ZM132 66H133V65H132ZM145 66L147 67V65H145ZM150 66H151V65H150ZM197 66H198V65H197ZM229 66H232L231 63H230ZM238 66H239V65H238ZM238 66H237V68H238ZM262 66H263V65H262ZM262 66H261V67H262ZM22 67H25V66H22ZM86 67H87V66H86ZM91 67H92V64H91ZM95 67H96V66H95ZM105 67H106V66H105ZM141 67H144V65L141 66ZM160 67H163V66H160ZM168 67H169V66H168ZM171 67H172V65H171ZM180 67H181V66H180ZM217 67H218V65H217ZM247 67H248V65H247ZM247 67H246V68H247ZM261 67H260V68H261ZM82 68H84V67H82ZM103 68H104V67H103ZM108 68H109V67H108ZM128 68H129V67H128ZM135 68H136V67H135ZM144 68H145V67H144ZM155 68H156V66L154 67V69H155ZM178 68H179V67H178ZM178 68H177V69H178ZM181 68H182V67H181ZM184 68H185V67H184ZM202 68H203V67H202ZM208 68H209V67H208ZM215 68H216V67H215ZM239 68H240V67H239ZM254 68H255V67H254ZM1 69H2V67H1ZM78 69H79V68H78ZM104 69H105V68H104ZM141 69H142V68H141ZM141 69H140V70H141ZM154 69H153V70H154ZM156 69H157V68H156ZM165 69H166V68H164V70H165ZM232 69H234V67H232ZM73 70H74V69H73ZM73 70H72V71H73ZM75 70H77V69H75ZM80 70L82 71V69H80ZM80 70H79V71H80ZM88 70H89V69H88ZM90 70H91V69H90ZM95 70H96V68H95ZM101 70H102V69H101ZM129 70H130V69H129ZM143 70H145V69H143ZM148 70H149V71H148L147 73L150 72V69H148ZM157 70H158V69H157ZM180 70H181V69H180ZM223 70H224V69H223ZM228 70H229V69H228ZM240 70H241V69H240ZM242 70H243V69H242ZM248 70H250V69H248ZM254 70H255V69H254ZM259 70H260V69H259ZM81 71H80V72H81ZM91 71H92V70H91ZM121 71H122V70H120V72H121ZM124 71H125V70H124ZM124 71H123V72H124ZM137 71H138V70H137ZM137 71H136V72H137ZM158 71H159V70H158ZM171 71H172V70H171ZM173 71H174V70H173ZM175 71H176V69H175ZM178 71H179V70H178ZM185 71H186V70H185ZM207 71H208V69H206V72H207ZM209 71H210V70H209ZM215 71H216V69H215ZM262 71H263V70H262ZM93 72H94V71H93ZM101 72H102V71H101ZM130 72H131V70H130ZM144 72H145V71H144ZM153 72H154V71H153ZM155 72H156V71H155ZM159 72H160V71H159ZM165 72H166V71H165ZM168 72H169V71H168ZM182 72H183V71H182ZM217 72H218V75H220L219 71H217ZM220 72H221V71H220ZM224 72H226V70H225ZM228 72H229V71H228ZM254 72H255V71H254ZM254 72H253V73H254ZM259 72H260V71H259ZM83 73L85 74V72H83ZM103 73H104V72H103ZM109 73H110V72H109ZM128 73H129V72H128ZM131 73H132V72H131ZM163 73H164V72H163ZM175 73H176V72H175ZM185 73H186V72H185ZM208 73H212V72H208ZM246 73L248 74V72H246ZM14 74H15V73H14ZM89 74H92V72L89 73ZM121 74H123V73H121ZM121 74L119 73L118 77L122 76ZM126 74H127V73L125 72V75H126ZM129 74H130V73H129ZM133 74H134V73H133ZM133 74H132V75H133ZM142 74H143V73H141L140 75L142 76ZM150 74H151V73H150ZM231 74H232V73H231ZM81 75H82V74H81ZM143 75H144V74H143ZM165 75H166V74H165ZM170 75H171V74H170ZM170 75H168V77H169ZM184 75H185V74H184ZM186 75H187V74H186ZM205 75H206V74H205ZM228 75H229V74H228ZM228 75H226V76H228ZM83 76H84V75H83ZM86 76H87V74H86ZM126 76H127V75H126ZM133 76H134V75H133ZM171 76H172V75H171ZM188 76H189V75H188ZM210 76H211V75H210ZM216 76H217V75H216ZM231 76H232V75H231ZM234 76H235V75H234ZM237 76H238V75H237ZM240 76H242V75L240 74ZM245 76H246V74H245ZM245 76H244V78H245ZM253 76H254V75H253ZM259 76L261 77V74H260ZM134 77H135V76H134ZM142 77H143V76H142ZM201 77H202V76H201ZM204 77H205V76H204ZM248 77H249V76H248ZM88 78H89V77H88ZM88 78H86V79H88ZM125 78H126V77H125ZM125 78H124V79H125ZM127 78H128V77H127ZM132 78H133V77H132ZM147 78H148V77H147ZM147 78H146V79H147ZM165 78H166V77H165ZM176 78H177V77H176ZM254 78H255V77H254ZM107 79H108V78H107ZM118 79H121V78H118ZM124 79H123V80H124ZM130 79H131V77H130ZM130 79H129V80H130ZM133 79H134V78H133ZM139 79H140V76H139ZM139 79H138V80H139ZM143 79H145V78H143ZM183 79H184V78H183ZM212 79H213V78H212ZM226 79H228V77H227ZM237 79H239V78H237ZM237 79H236V80H237ZM240 79H241V78H240ZM261 79H262V78H261ZM138 80H135V81H138ZM158 80H159V79H158ZM161 80H162V79H161ZM185 80H186V79H185ZM185 80H184V82L186 83ZM66 81H67V80H66ZM130 81H131V80H130ZM135 81H134V82H135ZM143 81H144V80H143ZM151 81H152V80H151ZM165 81H168V80H165ZM229 81H230V80H229ZM231 81H232V80H231ZM249 81H250V80H249ZM254 81H255V80H254ZM263 81H264V80H263ZM263 81H262V82H263ZM67 82H68V81H67ZM125 82H126V81H125ZM127 82H128V81H127ZM127 82H126V83H127ZM138 82H139V81H138ZM146 82H147V80L144 81L145 84H146ZM149 82H150V81H149ZM149 82H148V83H149ZM163 82H164V81H163ZM212 82H213V81H212ZM214 82H215V81H214ZM10 83H11V82H10ZM118 83H119V82H118ZM118 83H117V84H118ZM120 83H121V82H120ZM120 83H119L118 85H120ZM129 83H130V82H129ZM139 83H140V82H139ZM144 83H143V84H144ZM148 83H147V84H148ZM157 83H158V82H157ZM198 83H199V82H198ZM198 83H197V84H198ZM215 83H216V82H215ZM230 83H231V82H230ZM230 83H229V84H230ZM232 83H233V82H232ZM243 83H244V82H243ZM176 84H178V83H176ZM216 84L219 85L218 82H217ZM245 84H247V83H245ZM255 84H256V83H255ZM68 85H69V84H68ZM132 85H133V84H132ZM167 85H168V84H167ZM234 85H235V84H234ZM69 86H70V85H69ZM116 86H117V85H116ZM129 86H130V85H129ZM148 86H149V85H148ZM186 86H187V85H186ZM194 86H195V85H194ZM207 86H208V85H207ZM227 86H228V85H227ZM237 86H238V85H237ZM259 86H260V85H259ZM262 86H263V85H262ZM63 87H64V86H63ZM63 87H62V88H63ZM96 87H97V86H96ZM137 87H138V85H137ZM139 87H140V85H139ZM145 87H146V86H145ZM163 87H165L164 84H163ZM190 87H191V86H190ZM211 87H213V86L211 85ZM240 87H241V86H240ZM64 88H65V87H64ZM119 88H120V87H119ZM123 88H124V87H123ZM129 88H130V87H129ZM183 88H184V85H183ZM207 88H208V87H207ZM218 88H219V87H218ZM221 88H222V87H221ZM229 88H230V87H229ZM68 89H69V88H68ZM70 89H71V88H70ZM161 89H162V87H161ZM172 89H173V88H172ZM189 89H190V88H188V90H189ZM202 89H203V88H202ZM223 89H225V87H224ZM252 89H253V87H252ZM12 90H13V89H12ZM71 90H72V89H71ZM81 90H82V89H81ZM125 90H126V89H125ZM125 90H124V91H125ZM129 90H130V89H129ZM133 90H134V89H133ZM138 90H139V89H138ZM207 90H209V88H208ZM69 91H70V90H69ZM73 91H74V90H73ZM185 91H186V90H185ZM185 91H184V92H185ZM225 91H226V90H225ZM225 91H224V92L222 91V93H223L222 98H223V96H225V94H224ZM234 91H235V90H234ZM244 91H245V90H244ZM244 91H243V92H244ZM251 91H252V90H251ZM11 92H12V91H11ZM126 92H127V90H126ZM129 92H130V91H129ZM139 92H140V90H139ZM141 92H142V91H141ZM144 92H145V90H144ZM187 92H188V91H187ZM215 92H216V91H215ZM227 92H228V91H227ZM67 93H68V92H67ZM71 93H72V91H71ZM146 93H147V92H146ZM162 93H163V92H162ZM175 93H176V92H175ZM185 93H186V92H185ZM204 93H205V92H204ZM204 93H203V94H204ZM208 93H209V91H208ZM216 93H217V92H216ZM220 93H221V92H220ZM234 93H235V92H234ZM234 93H233V94H234ZM239 93H240V92H239ZM138 94H139V93H138ZM149 94H150V93H149ZM149 94H148V95H149ZM151 94H152V93H151ZM186 94H187V93H186ZM203 94H202V95H203ZM212 94H213V92H212ZM217 94H218V93H217ZM217 94H215V95H217ZM242 94L245 95V93H242ZM255 94H256V93H255ZM136 95H137V94H136ZM136 95L134 94L135 97H136ZM199 95H200V93H199ZM204 95H206V93H205ZM209 95H210V94H209ZM231 95H232V94H231ZM234 95H235V94H234ZM129 96H130V94H129ZM129 96H128V97H129ZM179 96H180V95H179ZM188 96H189V95H188ZM188 96H187V97H188ZM195 96H196V95H195ZM206 96H207V95H206ZM213 96H214V94H213ZM226 96H227V95H226ZM226 96H225L224 98H226ZM228 96H229V95H228ZM241 96H242V95H241ZM241 96H239V98H240ZM259 96H260V94H259ZM173 97H174V96H173ZM182 97H183V96H182ZM189 97H190V96H189ZM207 97H208V96H207ZM209 97H211V96H209ZM235 97H237V95H236ZM243 97H244V96H242L241 98H243ZM263 97H264V96H263ZM122 98H123V97H122ZM196 98H197V96H196ZM212 98H213V97H212ZM215 98H216V97H214V100H215ZM261 98H262V97H261ZM151 99H152V97H151ZM165 99H166V98H165ZM217 99H218V97H217ZM254 99H255V97H254ZM22 100H23V99H22ZM33 100H34V99H33ZM190 100H191V99H190ZM192 100H193V99H192ZM223 100H224V99H223ZM228 100H229V99H228ZM231 100H232V99H231ZM231 100H230V102H231ZM149 101H150V100H149ZM165 101H166V100H165ZM182 101H183V100H182ZM232 101H233V100H232ZM238 101H239V100H238ZM168 102H169V101H168ZM184 102H186V101H184ZM204 102H205V101H204ZM204 102H203V103H204ZM224 102H225V101H224ZM242 102H243V100H242ZM263 102H264V101H262V103H263ZM146 103H148V102H146ZM149 103H150V102H149ZM180 103H181V102H180ZM191 103H192V102H191ZM201 103H202V100H201ZM207 103H208V102H207ZM214 103H215V102H214ZM217 103H218V102H217ZM219 103H220V102H219ZM222 103H223V102H222ZM226 103H227V102H226ZM244 103H245V102H244ZM252 103H255V102H252ZM155 104H156V103H155ZM173 104H174V103H173ZM237 104H238V103H237ZM259 104H260V103H259ZM191 105H192V104H191ZM194 105H195V104H194ZM198 105H199V104H198ZM208 105H210V104H208ZM225 105H226V104H225ZM230 105H231V104H230ZM233 105H234V102H233ZM233 105H232V110H233ZM235 105H236V104H235ZM242 105H243V104H242ZM245 105H246V103H245ZM46 106H48V104H47ZM49 106H50V105H49ZM49 106H48V107H49ZM141 106H142V105H141ZM185 106H186V105H185ZM192 106H193V105H192ZM236 106H237V105H236ZM238 106H239V104H238ZM249 106H250V104H249ZM85 107H86V106H85ZM119 107H120V106H119ZM146 107H147V106H146ZM213 107L216 108L215 105H214ZM226 107H228V106L226 105ZM229 107H230V106H229ZM242 107H244V106H241V105H240L239 110H240ZM251 107H253V106H251ZM260 107H261V106H260ZM65 108H66V107H65ZM120 108H121V107H120ZM142 108H143V107H142ZM197 108H198V106H197ZM210 108H211V107H210ZM224 108H225V106H224ZM244 108H246V107H244ZM253 108H254V107H253ZM253 108H252V109H253ZM144 109H145V108H144ZM162 109H163V108H162ZM182 109H183V108H182ZM182 109H181V110H182ZM193 109L195 110V108H193ZM199 109H200V108H199ZM201 109H202V108H201ZM201 109H200V110H201ZM219 109H220V106H219ZM226 109H227V108H226ZM255 109H256V108H255ZM48 110H49V109H48ZM200 110H199V111H200ZM217 110H218V109H217ZM221 110H222V109H221ZM228 110H229V108H228ZM230 110H231V109H230ZM239 110H238V111H239ZM249 110H250V109H249ZM249 110H246L247 113L249 112ZM182 111H183V110H182ZM222 111H223V110H222ZM252 111H253V110H252ZM254 111H255V110H254ZM31 112H32V111H31ZM51 112H52V111H51ZM113 112H114V111H113ZM117 112H118V111H117ZM140 112H141V111H140ZM183 112H184V111H183ZM193 112H194V111H193ZM193 112H192V113H193ZM219 112H220V111H219ZM224 112H225V111H224ZM229 112H230V111H229ZM256 112H257V111H256ZM258 112H259V110H258ZM45 113H46V112H45ZM151 113H152V112H151ZM190 113H191V112H190ZM194 113H196V112H194ZM211 113H212V112H211ZM216 113L218 114V112H216ZM221 113H222V112H221ZM232 113H233V112H232ZM111 114H112V113H111ZM116 114H117V113H116ZM118 114H119V112H118ZM146 114H147V113H146ZM219 114H220V113H219ZM222 114H223V113H222ZM233 114H235V113H233ZM248 114H249V113H248ZM254 114H255V113H254ZM254 114H253V115H254ZM257 114H259V113H257ZM257 114H256V115H257ZM13 115H14V114H13ZM112 115H113V114H112ZM112 115H110V116H112ZM147 115H148V114H147ZM151 115H153V113H152ZM211 115H212V114H211ZM117 116H118V115H117ZM135 116H136V115H135ZM218 116H219V115H218ZM230 116H232V115H230ZM234 116H235V115H234ZM234 116H233V118H234ZM245 116H246V115H245ZM245 116H244V117H245ZM261 116H262V115H261ZM118 117H119V116H118ZM143 117H144V116H142V118H143ZM155 117H156V116H155ZM155 117H154V118H155ZM187 117H188V116H187ZM216 117H217V116H216ZM248 117H250V115H249ZM258 117H259V115H258ZM262 117H263V116H262ZM109 118H110V117L108 116V119H109ZM115 118H116V116H115ZM136 118H137V117H136ZM150 118H151V117H150ZM159 118H160V117H159ZM180 118H181V117H180ZM188 118H189V117H188ZM193 118H194V117H193ZM231 118H232V117H231ZM233 118H232V119H233ZM236 118H237V117H236ZM246 118H247V117H246ZM246 118H245V119H246ZM260 118H261V117H259V120H260ZM108 119H107V120H108ZM118 119H119V118H118ZM133 119L135 120V118H133ZM156 119H157V118H156ZM182 119H183V118H182ZM184 119H185V118H184ZM184 119H183V120H184ZM197 119H198V118H197ZM216 119H217L216 121H218V118H216ZM79 120H80V119H79ZM114 120H115V119H114ZM114 120H113V121L111 120V121L114 122ZM137 120H138V119H137ZM137 120H136V121H137ZM185 120H186V119H185ZM214 120H215V119H214ZM214 120H213V121H214ZM243 120H244V119H243ZM255 120H257V119H255ZM109 121H110V120H109ZM231 121H232V120H231ZM236 121H237V120H235V122H236ZM244 121H245V120H244ZM112 122H111V123H112ZM115 122H116V121H115ZM117 122H118V121H117ZM117 122H116V123H117ZM141 122H142V120H141ZM155 122H156V121H155ZM155 122H153V123H155ZM182 122H184V121H182ZM182 122H181V123H182ZM185 122H186V121H185ZM185 122H184V123H185ZM200 122H201V121H199L198 123H200ZM219 122H220V121H219ZM237 122H238V121H237ZM256 122H257V121H256ZM131 123H132V120H131ZM133 123H134V122H133ZM135 123H136V122H135ZM149 123H150V122H149ZM157 123H158V122H157ZM194 123H195V122H194ZM202 123H203V122H202ZM207 123H208V122H207ZM210 123H211V122H210ZM210 123H209V124H210ZM212 123H213V122H212ZM229 123H230V122H229ZM119 124H120V123H118V125H119ZM136 124H137V123H136ZM188 124H189V123H188ZM232 124H233V121H232L231 125H232ZM84 125H85V124H84ZM131 125H132V124H131ZM138 125H139V124H138ZM152 125H153V124H152ZM203 125H204V123H203ZM147 126H148V125H147ZM190 126H191V125H190ZM208 126H209V125H208ZM235 126H236V125H235ZM244 126H245V125H244ZM244 126H242V127H244ZM255 126H256V125H255ZM115 127H116V126H115ZM132 127H133V126H132ZM141 127H142V125H141ZM141 127H140V128H141ZM144 127H145V126H144ZM144 127H143V129H144ZM181 127H182V125H181ZM187 127H188V126H187ZM198 127H199V126H198ZM233 127H234V126H233ZM233 127H232V128H233ZM118 128H120V127H118ZM121 128H123V126H122ZM146 128H147V127H146ZM146 128H145V129H146ZM185 128H186V127H185ZM202 128H203V126H202ZM205 128H207V126H206ZM244 128H245V127H244ZM127 129H128V127H127ZM143 129H142V130H143ZM145 129H144V130H145ZM182 129H183V128H182ZM196 129H199V128H196ZM209 129H210V128H209ZM247 129H248V128H247ZM136 130H137V129H136ZM162 130H163V129H162ZM162 130H161V131H162ZM167 130H169V129H167ZM199 130H200V129H199ZM239 130H241V129H239ZM120 131H121V130H120ZM123 131H124V130H123ZM128 131H129V130H128ZM128 131H127V132H128ZM146 131H147V130H146ZM154 131H155V130L153 129V132H154ZM233 131H235V130H233ZM233 131H232V133H233ZM243 131H244V130H242V132H243ZM136 132H137V131H136ZM139 132H140V131H138V133H139ZM150 132L152 133L151 130H150ZM158 132H159V131H158ZM168 132H169V131H168ZM205 132H206V131H205ZM246 132H247V131H246ZM131 133H132V132H131ZM151 133H150V134H151ZM262 133H263V132H262ZM27 134H28V132H27ZM144 134H145V133H144ZM157 134H158V133H157ZM157 134H156V136H157ZM166 134H167V133H166ZM255 134H256V133H255ZM255 134H254V135H255ZM260 134H261V133H260ZM126 135H128V133H127ZM152 135L154 136V134H152ZM248 135H249V134H248ZM248 135H247V136H248ZM114 136H115V135H114ZM140 136H141V135H140ZM144 136H146V135H144ZM148 136H149V135H148ZM162 136H163V135H162ZM202 136H203V135H202ZM234 136H236V134H235ZM256 136H257V135H256ZM262 136H263V135H262ZM151 137H152V136H151ZM142 138H143V137H142ZM147 138H148V137H147ZM163 138H164V137H163ZM200 138H201V137H200ZM236 138H237V137H236ZM144 139H145V137H144ZM165 139H167V138H165ZM165 139H164V140H165ZM248 139H249V138H248ZM132 140H133V139H132ZM148 140H150V139L148 138ZM143 141H144V140H143ZM146 141H147V140H146ZM156 141H157V140H156ZM250 141H251V140H250ZM97 143H98V142H97ZM155 143H156V142H155ZM92 144H93V143H92ZM94 144H95V143H94ZM239 144H241V143L239 142ZM96 145H97V144H96ZM150 145H152V144L150 143ZM153 145H154V144H153ZM93 146H94V145H93ZM140 146H141V145H140ZM155 146H156V145H155ZM250 146H252V145H250ZM150 147H151V146H150ZM153 147H154V146H153ZM94 148H95V146H94ZM94 148H93V149H94ZM148 148H149V146H148ZM156 148H157V147H156ZM96 149H97V147H96ZM99 149H100V148H99ZM153 149H155V148H153ZM253 149H255V148H253ZM148 150H149V149H148ZM151 150H152V149H151ZM258 150H260V149H255V150L251 151L248 157H249V158H253V157L259 152ZM99 151H100V150H99ZM101 151H102V150H101ZM152 151H153V150H152ZM152 151H151V154H152ZM96 152H97V151H96ZM147 152H148V151H147ZM94 153H95V151H94ZM243 153H245V152H243ZM243 153H242V154H243ZM24 154H25V153H24ZM97 154H99V153H97ZM97 154H96V155H97ZM101 154H102V153H101ZM149 154H150V153H149ZM151 154H150V155H151ZM245 154H246V153H245ZM25 155H26V154H25ZM147 155H148V154H147ZM155 155H156V154H155ZM155 155L153 154V156H155ZM262 155H263V154H262ZM26 156H27V155H26ZM26 156H24V157H26ZM97 156H98V155H97ZM241 156H242V155H241ZM240 158H241V157H240ZM243 158H244V157H243ZM243 158H242V159H243ZM255 158H257V157H255ZM260 158H261V157H260ZM152 159H154V158L152 157L151 160H152ZM24 160H25V159H24ZM26 160H27V158H26ZM151 160H150V161H151ZM240 160H241V159H240ZM152 161H153V160H152ZM196 161H197V159H196ZM211 161H212V160H211ZM215 161H216V160H215ZM24 162H25V161H24ZM27 162H28V160H27ZM197 162H198V161H197ZM201 162H202V161H201ZM208 162H209V161H208ZM181 163H182V162H180V164H181ZM198 163H200V162H198ZM233 163H234V162H233ZM25 164H26V162H25ZM176 164H177V163H176ZM176 164H175V165H176ZM178 164H179V163H178ZM180 164H179V165H180ZM238 164H239V163H238ZM244 164H245V163H243V165H244ZM247 164H248V163H247ZM240 165H242V164L240 163ZM248 165H249V164H248ZM25 167H26V166H25ZM52 167H53V165H52ZM175 167H177V166H175ZM179 167H180V166H179ZM50 168H51V167H50ZM104 168H105V167H104ZM52 169H55V168L53 167ZM55 170H56V169H55ZM176 170H178V169H176ZM173 171H174V170H173ZM55 173H56V172H55ZM174 174H175V172H174ZM170 178H171V177H170ZM145 190H146V189H145ZM149 196H150V195H149ZM230 202H231V201H230ZM114 207H115V206H114ZM122 208H123L124 211H126V212L128 211V212H129V208H128V207H126V206L123 207V206H122ZM122 208H121V210H122ZM239 209H240V208H239ZM123 210H122V211H123ZM131 211H132V210H131ZM126 212H125V213H126ZM128 212H127V213H128ZM114 213H115V212H114ZM116 215H117V212H116ZM116 215H114V216H116ZM70 216H71V215H70ZM134 216H135V214H134ZM132 218H135V217H132ZM132 218H131V219H132ZM77 219H78V218H77ZM135 219H136V218H135ZM137 219H138V218H137ZM128 220H129V219H128ZM128 220H127V221H124L123 217H122L121 215L119 216V214H118V216H117V218H116V222H115V224L113 223V224H114V227L116 228V230L119 229V230H120L121 232H123L124 234H126L128 231L133 232V231H131V230L129 229V225H130V224H129ZM72 221H73V220H72ZM112 221L114 222L113 219H112ZM134 221H135V220H134ZM132 223H133V222H131V224H132ZM106 224H107V223H106ZM100 225H101V224H100ZM107 225H108V224H107ZM110 225H111V224H110ZM75 226H76V225H75ZM104 226H105V225H104ZM132 226H134V225L132 224ZM109 227H110V226H109ZM112 228H113V227H112ZM130 228H131V225H130ZM107 229H108V228H107ZM113 229H114V228H113ZM132 229H133V228H132ZM102 230H104V229H102ZM110 230H111V229H110ZM116 232H117V231H116ZM121 232H120V234H121ZM143 232H144V231H143ZM52 233H53V232H52ZM103 233H104V232H103ZM113 233H114V232H113ZM123 233H122V234H123ZM50 234H51V233H49V236H50ZM145 234H146V233H145ZM41 235H42V234H41ZM107 235H108V233H107ZM115 235H116V234H115ZM126 235H127V234H126ZM147 235H148V234H147ZM147 235H146V236H147ZM108 236H109V235H108ZM127 236H129V235H127ZM109 237H110V236H109ZM115 237H116V236H115ZM120 237H121V236H120ZM124 237H126V236L123 235L122 238H124ZM144 237H145V236H144ZM131 238H132V237H131ZM106 239H107V238H106ZM34 240H35V239H34ZM121 240H122V242L124 241L123 239H121ZM148 240H149V239H148ZM113 241H114V240H113ZM113 241H112V242H113ZM125 241H126V240H125ZM125 241H124V242H125ZM59 242H60V241H59ZM106 242H107V241H106ZM120 242H121V241H120ZM122 242L120 243V245L122 244L121 246L123 247V243H122ZM143 242H144V241H143ZM18 243H19V242H18ZM114 243H115V242H114ZM124 244H125V243H124ZM118 246H119V245H118ZM124 246H126V244H125ZM129 246H130V245H129ZM136 246H137V245H136ZM194 246H195V245H193V244H189V245H186L183 249L177 250V252L174 253L173 256H172V258H171V264H178L179 259H182V258L192 259V260L196 261V264H202V262H203L202 260H204V259H203L204 257L201 259V257H202L201 254H200V255H201L200 257L197 256L198 252L196 253V252L194 251ZM59 247H60V246H59ZM110 247H112V246H110ZM22 249H23V247H22ZM125 249H126V247H125ZM136 249H137V248H136ZM123 250H124V248H123ZM195 250L198 251L196 248H195ZM126 251H127V250H125V252H126ZM132 251H133V250H132ZM141 251H142V250H141ZM143 252H144V251H143ZM127 253H128V252H127ZM138 254H139V253H138ZM144 254H145V253H144ZM127 255H128V254H127ZM140 255H142V253H141ZM129 256H130V255H129ZM141 257H142V256H141ZM130 258H131V257H130ZM138 258H139V257H138ZM144 258H145V256H144ZM132 260H133V259H132ZM139 260H140V259H139ZM142 261H143V260H142ZM144 262H145V261H144ZM127 263H128V262H127ZM203 263H204V262H203ZM231 264H234V263H231ZM256 264H258V263H256Z\"/></svg>",
    "mask_w": 264,
    "mask_h": 264
},
{
    "label": "clouds",
    "instance_id": "9594fccd",
    "mask_svg": "<svg viewBox=\"0 0 264 264\" xmlns=\"http://www.w3.org/2000/svg\"><path fill=\"white\" fill-rule=\"evenodd\" d=\"M204 27V25H201ZM113 39L115 37L113 36ZM118 41L119 44H129V40ZM150 37H146V43L150 41ZM190 39V37H188ZM207 37L201 39L200 44L197 45L200 51H203L204 48H212L214 45H209L205 43ZM179 43V41H177ZM219 44V41L216 42ZM164 44H161L160 47H164ZM145 47V45L141 44H133L130 45V48L133 49L131 51V56L136 57V50ZM159 49L154 48L151 53V58L148 60H138L136 64V68L139 67V64H153L155 60L158 59ZM186 59L188 57H185ZM206 67H216V65H206ZM136 68L132 69V72L135 73ZM161 73L163 69L159 70ZM233 73L239 71V69H233ZM199 74V73H198ZM155 73L152 74L151 79H158ZM191 81V77L188 78ZM172 83H176L172 81ZM215 87H219L216 85ZM185 193H181V196H184ZM163 199V197H162ZM169 203H172L170 201ZM171 216L173 222H168L167 217ZM141 226V231H142ZM142 238V237H138ZM194 244L197 246L204 257V264H226L225 259L223 258V250L218 244L209 243L204 239L199 226L196 223V220L193 218V213L189 212L186 215L176 214L175 216L172 213L166 214V219L163 226L160 228L159 235L153 237V243L148 246V250L146 253V259L148 264H171V258L177 250L183 249L186 245ZM178 264H196V261L188 258L179 259ZM260 264H264V260L260 261Z\"/></svg>",
    "mask_w": 264,
    "mask_h": 264
}]
</instances>
